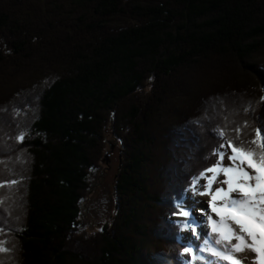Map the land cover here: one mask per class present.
Listing matches in <instances>:
<instances>
[{
	"label": "trees",
	"instance_id": "obj_1",
	"mask_svg": "<svg viewBox=\"0 0 264 264\" xmlns=\"http://www.w3.org/2000/svg\"><path fill=\"white\" fill-rule=\"evenodd\" d=\"M196 68L218 79L180 78ZM201 84L214 111L176 119ZM110 124L115 215L77 235ZM260 126L264 0H0V264H184L170 217L221 145L259 159Z\"/></svg>",
	"mask_w": 264,
	"mask_h": 264
},
{
	"label": "rangeland",
	"instance_id": "obj_2",
	"mask_svg": "<svg viewBox=\"0 0 264 264\" xmlns=\"http://www.w3.org/2000/svg\"><path fill=\"white\" fill-rule=\"evenodd\" d=\"M225 65L222 68H218L219 70H223L225 72L226 70L228 73H232L234 75H243L239 73L238 71H242L238 65H235L234 62L224 61ZM227 65V66H226ZM222 71V72H223ZM243 73V71H242ZM212 76L214 78L218 79V72L217 69L215 71H211L210 68L207 69H198L196 68L192 74H185L180 76V78L185 79L186 81L190 82H205V83H210ZM190 77V78H189ZM205 86L204 84H201L198 89L199 91L195 94V99L196 101H192L191 103H187L188 105L186 106H179V101L182 100V98L185 97V92L184 90L177 89L176 95L180 97H174L172 98V105L177 104L178 106L175 107V112L173 110L169 115H173L174 113L175 118L178 119L180 117V114L185 113V112H190L193 109L195 110L194 112H199V111H209L211 112L214 111L212 105L213 103L210 104L211 102V93H214L217 91V89H213L211 86H207L206 89H204ZM191 95L188 93V96ZM193 96V95H192ZM165 99L164 96L160 97V99ZM162 101V100H161ZM210 104V105H209ZM165 106V105H164ZM163 110V109H162ZM207 111V112H208ZM192 113V112H191ZM168 115V116H169ZM169 117L165 118L166 123L168 122ZM105 130V139H106V147L105 150L102 154V157L100 161L98 162V168L97 169H92L89 172L88 175V182H89V189L86 192V196L84 198V201L82 202V211L81 215L79 218V223L77 226V235H93L94 233L98 232L103 225H109L112 221V218L115 215V211L117 208L116 205V194H115V180L116 176L118 174V170L121 165V159L123 155V150L121 147V143L117 141V139L114 137L113 132L111 131V124L106 127ZM193 144V142H192ZM225 147L219 148L218 152H224V160H223V166H228L231 162L227 159L229 155H231V148L227 147L226 143L223 144ZM203 148V146H202ZM186 149V148H185ZM193 150H191L192 152ZM219 159V156L217 157V161ZM245 170L248 171L250 174H255V172L247 168V164L244 165ZM212 173H208V176H212ZM225 177L223 176V173L218 174V179L217 182L213 184L212 186V191L214 192L216 188L218 187H223L225 190H227V185H224L220 183V181H223ZM207 183L206 179H200L199 184L197 185V191H193L192 188L191 190L186 194L185 199L178 205V210L179 212L183 210H189L192 213L191 217H183L179 214L173 215L170 218L176 223L181 225L182 222L190 219H195L197 221V233H200L199 236L197 234H194L191 230L188 231H180V237L183 238V240H180L181 243L186 244L188 246L189 241L194 242L195 245L199 246L202 245L203 240L206 237H211L213 243H215V240L218 238V235L216 233H213L211 230L210 225L208 224V219L207 217L209 215L213 216L214 219L219 220V217L215 215L211 211L210 203H211V195L210 194H204L201 195L200 192H204L205 188L204 185ZM151 190V188H149ZM233 196H239V194H232ZM222 204V201L218 198L217 199V206L219 207ZM4 205L0 207V225L1 220L3 223H5V219L8 220V217L5 213V208H3ZM21 210V207L18 208ZM8 210V209H7ZM152 211L153 213H156L155 208H150L148 209ZM213 214V215H212ZM238 216L241 219L244 220H249L247 217L242 216V214L237 213ZM217 218H216V217ZM251 221V220H250ZM254 222L255 226H259L258 221H252ZM230 226L234 228V230L239 233L238 226L234 225L231 221L228 222ZM3 226V224H2ZM253 226V229L254 227ZM260 229V226H259ZM255 230V229H254ZM258 233V229L255 230ZM0 233L3 234L4 230L2 227H0ZM259 234V233H258ZM245 241L247 244H251V239L248 238L245 234ZM237 243L234 239L231 241H225L222 242L220 245L217 247L220 249L225 248V244H227L228 249L231 250V247L233 244ZM247 249V248H245ZM249 249V248H248ZM247 249V250H248ZM153 250V248H152ZM250 250V249H249ZM3 255V254H0ZM205 255L209 256L211 259H218L216 257H212L211 253H205ZM233 257L235 259H238L241 261L243 264H254L256 261L257 257L254 252H250L246 254L245 250L241 251L239 253H232ZM183 257L186 259L191 264L192 261V256L191 254H184ZM196 264H204L202 260L196 261ZM220 264H226L223 260L220 261Z\"/></svg>",
	"mask_w": 264,
	"mask_h": 264
},
{
	"label": "snow or ice",
	"instance_id": "obj_3",
	"mask_svg": "<svg viewBox=\"0 0 264 264\" xmlns=\"http://www.w3.org/2000/svg\"><path fill=\"white\" fill-rule=\"evenodd\" d=\"M261 127L264 126L258 127L256 132V137L260 140V148L262 150L258 160H256V153L251 149L246 150L243 146L237 147L229 142L227 147L231 148L232 154L227 159L231 163L228 166H223L225 153L218 152L219 159L216 165L201 173L199 178L193 179V191L198 190L197 185L200 179H206L207 183L204 185L205 191L200 192V194L211 195V211L219 217V220L214 219L211 215L207 217L212 232L218 235L215 243H213L211 237H206L202 245L197 246L194 242L189 241L188 246L184 247L182 255L191 254V264H196L198 260H202L204 264H220L221 260L228 261L229 264H241V261L234 259L232 253H239L244 251L245 248H249L256 254L257 259L254 264H264V232L258 234L246 220L233 215L232 212L224 211V209H234L235 212L242 214V216L247 217L249 220L258 221L260 227L264 229V174L259 170L264 169V137L261 136ZM220 134L223 136V132ZM251 143L254 144L256 141L253 140ZM220 147L223 148L225 145H221ZM243 156L252 157L253 161L259 165V169L254 168L253 162H246ZM245 164H247L248 169H253L254 175L245 170ZM221 172L225 179L220 181V183L227 185V190L223 187H218L213 192L212 186L217 182L218 174ZM208 173H212L213 175L208 176ZM237 193L239 196L232 195ZM218 198L222 201L219 207L217 206ZM178 214L186 218L192 216L191 211L183 209ZM229 221L238 226L239 233L230 226ZM197 227L195 219L186 220L181 223L182 231L191 230L199 236L200 233H197ZM245 234L251 239V244L246 243ZM177 239L178 241L183 240L182 237H178ZM233 239L237 243L232 245L231 250L228 249L227 244H225L224 249L217 247L222 242ZM4 250L0 247V251ZM205 253H211L212 257L218 259H211ZM184 264H189V262L184 261Z\"/></svg>",
	"mask_w": 264,
	"mask_h": 264
},
{
	"label": "bare ground",
	"instance_id": "obj_4",
	"mask_svg": "<svg viewBox=\"0 0 264 264\" xmlns=\"http://www.w3.org/2000/svg\"><path fill=\"white\" fill-rule=\"evenodd\" d=\"M224 211L225 212H232V214L233 215H237L238 216V214H237V212H235V210L234 209H224ZM213 215V214H212ZM216 217V216H215ZM217 218V217H216ZM252 227L253 226H255L254 225V222H252V221H250V220H246ZM260 226V225H259ZM259 226L257 225V226H255L254 227V229L256 230V229H258V233L260 234V233H262V232H264V229H262L261 227H260V229H259ZM248 249V248H247ZM247 249H245V252H246V254H248L249 253V251L251 252V250H247Z\"/></svg>",
	"mask_w": 264,
	"mask_h": 264
}]
</instances>
